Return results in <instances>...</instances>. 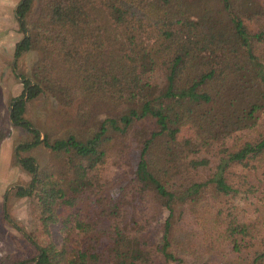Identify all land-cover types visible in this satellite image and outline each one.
<instances>
[{"label": "trees", "instance_id": "16d2710c", "mask_svg": "<svg viewBox=\"0 0 264 264\" xmlns=\"http://www.w3.org/2000/svg\"><path fill=\"white\" fill-rule=\"evenodd\" d=\"M14 16L13 67L38 54L8 100L9 123L30 134L14 148L29 174L14 194L36 196L49 240L28 238V258L0 264H211L225 247L236 264H264V0H19ZM40 93L74 107L76 130L49 141L25 119ZM184 125L192 136L179 141ZM8 132L0 123V144ZM128 135L136 163L106 192L104 167ZM37 145L50 164L18 154Z\"/></svg>", "mask_w": 264, "mask_h": 264}, {"label": "rangeland", "instance_id": "374dc122", "mask_svg": "<svg viewBox=\"0 0 264 264\" xmlns=\"http://www.w3.org/2000/svg\"><path fill=\"white\" fill-rule=\"evenodd\" d=\"M16 1L5 0L0 3V123L9 131L0 144V256L17 253L22 258H28L32 253L28 238L42 246L47 243L49 237L43 233L37 219L36 196L18 197L14 194L17 186L26 185L29 180V174L14 161V148L17 144L28 141L30 134L9 123L8 100L20 93L22 88L20 76H29L31 64L38 57L35 51H25L17 58L14 67L11 63L15 43L21 37L13 12ZM73 113L74 107L61 106L51 95L40 93L26 101L24 117L42 135L45 134L48 140L52 141L64 137L69 131L76 130L72 122ZM140 121L148 124L147 128L152 127L150 121L144 119ZM191 136L192 130L188 125L181 126L176 133V139L179 141H184ZM138 138L139 136L128 135L130 147L126 153L127 156L125 154L116 158L112 156L104 167L101 178L106 192L115 191L122 179L127 177L134 167L139 148L136 143ZM18 154L33 157L39 167L50 164L53 158L50 150L42 145L19 151ZM235 201L241 202V199L240 201L235 199ZM166 215L167 211L161 208L155 217V223L160 225ZM173 215L180 226L197 228L184 206L175 205ZM250 216L252 215L248 214V217ZM50 238L55 243H59L60 234L57 225L50 226ZM242 252L243 255L248 254H244L245 250ZM208 257L211 259V264H236L240 255L230 253L225 247L218 255ZM189 261L186 264H195ZM26 264H33V262Z\"/></svg>", "mask_w": 264, "mask_h": 264}, {"label": "crops", "instance_id": "0c3cea01", "mask_svg": "<svg viewBox=\"0 0 264 264\" xmlns=\"http://www.w3.org/2000/svg\"><path fill=\"white\" fill-rule=\"evenodd\" d=\"M3 1L5 0H0V3H3ZM19 0L16 1V3L18 2ZM16 5V4H15ZM14 9H15V6H13V12H14Z\"/></svg>", "mask_w": 264, "mask_h": 264}]
</instances>
